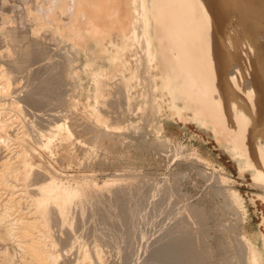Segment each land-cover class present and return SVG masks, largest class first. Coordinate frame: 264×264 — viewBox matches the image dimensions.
<instances>
[{
    "label": "rangeland",
    "instance_id": "rangeland-1",
    "mask_svg": "<svg viewBox=\"0 0 264 264\" xmlns=\"http://www.w3.org/2000/svg\"><path fill=\"white\" fill-rule=\"evenodd\" d=\"M24 1L0 0V68L11 75L0 94V119L12 118L8 132L18 136L7 138L10 152L25 145L33 165L73 185L85 183L82 198L69 208V222L50 212L49 238L63 258L58 263L247 264L241 239L264 246V72L243 34L231 36L223 55L200 0L189 6L164 0L161 14V2L142 0L145 52L156 56L160 110L133 108L146 85L137 81L123 127L100 140L87 126L101 116L99 130L112 128L113 103H106L113 100L116 79H107L108 88L102 79L113 63L126 57L133 63L127 49L138 42L130 28L132 0H68L70 7H83L91 24L76 47L70 33L55 32L53 19L49 28L40 22L46 19L32 15L20 21ZM154 33L163 34L161 41H153ZM55 123L68 125L71 139L54 132L46 148L42 134ZM35 172L29 183L41 178ZM0 178L1 212L20 193L12 186L22 187L23 178L17 169ZM22 203L10 208L11 216L27 213ZM1 233L0 252L6 248L19 262L21 250Z\"/></svg>",
    "mask_w": 264,
    "mask_h": 264
},
{
    "label": "bare ground",
    "instance_id": "bare-ground-1",
    "mask_svg": "<svg viewBox=\"0 0 264 264\" xmlns=\"http://www.w3.org/2000/svg\"><path fill=\"white\" fill-rule=\"evenodd\" d=\"M67 1L68 0L24 1V6L21 9L19 16L20 21L24 19V16L32 15L37 18V20L46 19L45 23H43L44 20H41L40 22H42L43 27L49 28V19H53L52 21L55 23V27H53L55 28V32L70 33L71 37H69V39L72 41V47L80 46V42L91 31V24L87 22L84 9L80 4L70 7ZM181 1L183 5L188 4L189 6V1L191 0ZM200 2L210 20L211 31L214 32L213 35L224 47V51H221L222 54L225 55L224 53H226V50H230L229 40L235 32H239L243 34L245 40L250 43L253 49V56L260 65L262 72H264V0H200ZM132 3L134 14L131 18L130 28L133 36L137 37L136 39L138 42H132L133 47L127 49L132 51L133 55H135L133 63L131 64L129 59L125 56L126 61L122 64L113 63L110 66L109 71L106 73L105 78L102 79L103 81H106L103 83L104 85H107V88L109 84L107 79H116L114 85H111L114 90H111L113 93L109 91L112 93L110 98L113 100L111 101V99H109L111 102L106 103L110 105L113 103V108H110L111 112H113L111 115L113 119L112 130L107 128L99 130L101 128V125H99L101 123V116L95 117L94 122L87 126L90 134L94 132L91 136H95L94 138L96 139L100 136V138H98L100 140L108 135L110 131H113L114 129L118 130L123 127L120 123L122 122L124 111L129 105H131L132 94L130 90L135 82L145 80L146 85L144 90L140 92V98L132 104L133 108L137 110H148L150 114L160 110L159 101L157 99L158 80L154 70L156 56L152 53L149 57L145 52L147 43H149L145 31L147 19L142 7V0H132ZM1 16L5 18L3 13H1ZM85 43L82 44L84 47ZM108 57L109 59H113L110 55ZM101 76L102 75H100V77ZM10 84L11 75L9 71L0 68V94L5 92ZM102 89L104 88L102 87ZM104 91H106V89ZM30 97L31 96H29V98ZM44 97L43 94L39 99ZM106 98H108V96ZM31 99L33 102L39 101L38 99H33V97ZM14 102L18 103V100H14ZM8 117L0 119V128L3 130L4 134L3 137L0 136V146H3L6 150L5 153H0V170H2L0 174L1 177H3L9 173L11 169H15V171L17 169L23 179L21 181L22 187L20 186L19 188L14 189L12 186V190H20V193L13 195L8 200L6 199L7 201L2 204L1 208H4V210L0 212V231L2 232V236L12 237L21 250V253H19L18 258L16 257L20 261L15 263V259L12 260L14 255L12 256L9 254L8 250L4 248L0 252V261H2L3 264H21L22 260H28L31 263L34 261L37 264H59L60 262L58 263V261L62 258L61 250L59 249L60 252L57 250V244L49 238L50 232L48 233V223L50 220V214L52 213L51 210L54 211V214L56 213V216L58 215L62 224L65 221L69 222V208L73 203H77L82 196L81 186L84 182H81V186L78 185L79 183L73 185L66 180H62L54 170L42 166L40 163L36 166L33 165L32 162L28 160V151L23 144V147L21 146L18 149L20 151L10 152L11 149L9 148L8 139H17L18 136L14 138L10 137L11 134L8 131L11 130L10 124L12 123V118L8 119ZM21 131L25 132V129L23 128ZM54 132L55 134H60L64 139L65 137L70 138L72 135V131L68 125L55 123L54 128L51 129V131L42 134L45 136V142L43 145L46 148L50 147V138L55 135ZM12 157L14 158L13 160H11ZM16 161H19V164L17 163L13 165ZM16 166H21L22 169H19V167L17 168ZM33 172L41 176V178L38 181H32L29 183V178ZM220 179L221 181L226 180L223 176H220ZM0 181H2V178H0ZM106 182L110 183L111 179H108V181L106 180ZM9 187L11 186H8L7 188ZM229 193L235 203H241L237 192L229 190ZM23 196H25V198ZM15 198H17V200H15ZM24 200L26 201L25 208H29L27 211L28 214L26 213V210H23L25 211V214L23 212L24 215L11 216L9 212L10 208H21V203ZM242 205H244V203ZM35 228L37 229L35 230ZM246 238L241 239L243 243L242 247L245 263L264 264V246H262L261 243L258 244L257 241L252 240L250 237ZM84 257L85 256L82 258L80 257V259L84 260Z\"/></svg>",
    "mask_w": 264,
    "mask_h": 264
},
{
    "label": "crops",
    "instance_id": "crops-1",
    "mask_svg": "<svg viewBox=\"0 0 264 264\" xmlns=\"http://www.w3.org/2000/svg\"><path fill=\"white\" fill-rule=\"evenodd\" d=\"M158 2H161L159 5H158V10H159V14H161V12H160V10H161V8H162V6L164 5V0H152V4H153V6H154V3L155 4H158ZM163 4V5H162ZM155 10V9H154ZM161 18H164V17H161ZM150 20H161L160 19V17H150ZM163 34H156V33H154L153 35H152V38H153V41L154 42H158V41H161V40H159L158 38L159 37H161ZM156 51V50H155Z\"/></svg>",
    "mask_w": 264,
    "mask_h": 264
}]
</instances>
